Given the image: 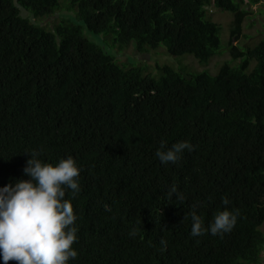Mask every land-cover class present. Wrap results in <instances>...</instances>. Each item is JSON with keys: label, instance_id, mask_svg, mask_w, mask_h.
Listing matches in <instances>:
<instances>
[{"label": "trees", "instance_id": "trees-1", "mask_svg": "<svg viewBox=\"0 0 264 264\" xmlns=\"http://www.w3.org/2000/svg\"><path fill=\"white\" fill-rule=\"evenodd\" d=\"M260 1L69 0L83 25L47 29L19 6L61 0H0V264H262L264 40L235 46ZM212 6L240 61L217 75L157 79L85 36L206 64Z\"/></svg>", "mask_w": 264, "mask_h": 264}, {"label": "rangeland", "instance_id": "rangeland-1", "mask_svg": "<svg viewBox=\"0 0 264 264\" xmlns=\"http://www.w3.org/2000/svg\"><path fill=\"white\" fill-rule=\"evenodd\" d=\"M19 6V5H18ZM61 9L53 17L37 18L31 11L19 6L21 15L29 20L40 24L47 29H55L60 19H68L74 23L81 24L78 20L76 11L69 9V0H61ZM253 14L247 19L245 23L244 33L239 42L235 46H239L241 50L256 49L262 40H264V0H261L258 6L252 8ZM207 17L221 25L222 33V50L219 55L210 60L209 63L202 64L197 59L190 55L182 57L171 56L165 46H160L153 50L147 48L143 54L137 52V47L132 44L126 48H121L115 45V37L110 35L95 34L84 28L85 36L94 44L102 47L110 56L114 57L116 62L122 67H141L145 75H150L159 79L161 72L159 67L169 66L174 70L181 72L184 76L196 75L199 73H209L217 75L221 66L226 63L238 65L240 61L235 62L231 51L232 31L235 27V17L232 13L222 11L214 6L210 7L207 12ZM257 66L254 62L251 70ZM264 233V225L261 228ZM264 257V256H263ZM264 264V258L263 262Z\"/></svg>", "mask_w": 264, "mask_h": 264}, {"label": "crops", "instance_id": "crops-1", "mask_svg": "<svg viewBox=\"0 0 264 264\" xmlns=\"http://www.w3.org/2000/svg\"><path fill=\"white\" fill-rule=\"evenodd\" d=\"M263 256H264V254H263ZM264 258V257H263Z\"/></svg>", "mask_w": 264, "mask_h": 264}, {"label": "clouds", "instance_id": "clouds-1", "mask_svg": "<svg viewBox=\"0 0 264 264\" xmlns=\"http://www.w3.org/2000/svg\"><path fill=\"white\" fill-rule=\"evenodd\" d=\"M264 254V253H263Z\"/></svg>", "mask_w": 264, "mask_h": 264}]
</instances>
